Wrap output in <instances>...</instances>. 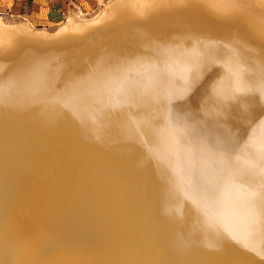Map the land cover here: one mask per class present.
<instances>
[{"label":"bare ground","instance_id":"obj_1","mask_svg":"<svg viewBox=\"0 0 264 264\" xmlns=\"http://www.w3.org/2000/svg\"><path fill=\"white\" fill-rule=\"evenodd\" d=\"M0 264H264V0L0 18Z\"/></svg>","mask_w":264,"mask_h":264},{"label":"rangeland","instance_id":"obj_2","mask_svg":"<svg viewBox=\"0 0 264 264\" xmlns=\"http://www.w3.org/2000/svg\"><path fill=\"white\" fill-rule=\"evenodd\" d=\"M109 0H0V18L13 22H30L37 29L50 32L65 25L70 12L85 19L99 16Z\"/></svg>","mask_w":264,"mask_h":264}]
</instances>
